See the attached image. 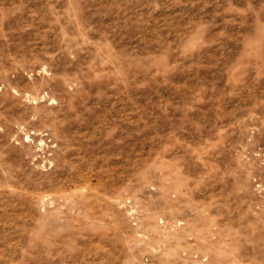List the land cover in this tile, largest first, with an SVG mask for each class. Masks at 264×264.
I'll use <instances>...</instances> for the list:
<instances>
[{"label":"rangeland","instance_id":"rangeland-1","mask_svg":"<svg viewBox=\"0 0 264 264\" xmlns=\"http://www.w3.org/2000/svg\"><path fill=\"white\" fill-rule=\"evenodd\" d=\"M0 264H264V0H0Z\"/></svg>","mask_w":264,"mask_h":264}]
</instances>
